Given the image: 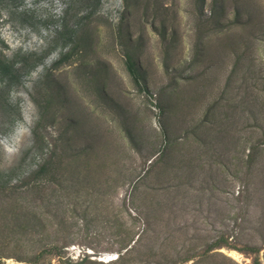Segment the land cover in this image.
Here are the masks:
<instances>
[{"label":"rangeland","instance_id":"1","mask_svg":"<svg viewBox=\"0 0 264 264\" xmlns=\"http://www.w3.org/2000/svg\"><path fill=\"white\" fill-rule=\"evenodd\" d=\"M0 62V264H264V0H0Z\"/></svg>","mask_w":264,"mask_h":264},{"label":"bare ground","instance_id":"2","mask_svg":"<svg viewBox=\"0 0 264 264\" xmlns=\"http://www.w3.org/2000/svg\"><path fill=\"white\" fill-rule=\"evenodd\" d=\"M227 254H228L230 257L234 258L235 260L240 261V258H241V257H240L236 252L228 251ZM101 259L104 260L105 262H109V261L112 260V256H111V255H106V256H104V257L101 258Z\"/></svg>","mask_w":264,"mask_h":264},{"label":"trees","instance_id":"3","mask_svg":"<svg viewBox=\"0 0 264 264\" xmlns=\"http://www.w3.org/2000/svg\"><path fill=\"white\" fill-rule=\"evenodd\" d=\"M4 69H5L4 65H2V63L0 62V78L2 79H5L4 76L5 74L3 73Z\"/></svg>","mask_w":264,"mask_h":264}]
</instances>
